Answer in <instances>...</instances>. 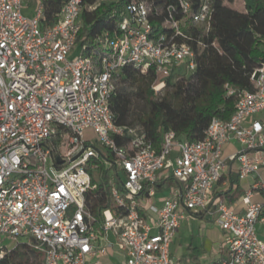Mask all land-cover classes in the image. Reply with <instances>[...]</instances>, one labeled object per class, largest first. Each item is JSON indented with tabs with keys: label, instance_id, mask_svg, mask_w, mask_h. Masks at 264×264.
Listing matches in <instances>:
<instances>
[{
	"label": "built area",
	"instance_id": "2783aa9c",
	"mask_svg": "<svg viewBox=\"0 0 264 264\" xmlns=\"http://www.w3.org/2000/svg\"><path fill=\"white\" fill-rule=\"evenodd\" d=\"M48 1L0 0V264L22 242L41 264H101L112 250L121 264H198L170 254L180 221L207 210L230 164L239 179L264 167V62L251 73L253 90L223 84L234 99L229 118L212 117L194 141L168 130L156 149L141 126L115 124L118 76L126 66L151 71L160 94L174 69L194 71L193 43L203 48L216 0H126L92 54H74L83 0H65L52 22ZM101 1L120 0L89 8ZM232 141L241 148L225 156ZM170 176L175 184L156 204L155 184ZM100 185L112 203L98 219L91 203ZM254 189L263 179L241 213L216 202L222 240L207 264H264V203L251 200Z\"/></svg>",
	"mask_w": 264,
	"mask_h": 264
},
{
	"label": "trees",
	"instance_id": "16d2710c",
	"mask_svg": "<svg viewBox=\"0 0 264 264\" xmlns=\"http://www.w3.org/2000/svg\"><path fill=\"white\" fill-rule=\"evenodd\" d=\"M95 1L83 0L81 28L74 54L90 53L96 37L114 27L123 12L122 3L126 0L101 1L90 9L89 5ZM64 2L48 1V22L53 21V13ZM263 37L264 0H244L242 11L228 6L224 0H216L210 30L201 36L203 48L198 49L193 43L198 52L195 70L186 72L184 69H174L166 78L162 96H157L152 88L155 81L153 72L142 73L134 66L122 69L110 98L115 124L141 126L156 149L160 148L162 135L168 130L189 141L201 139L212 117L227 119L234 111V99L224 94L225 82L253 90L251 73L264 62ZM97 191L98 196L92 200L91 210L99 219L101 207L109 206L112 202L101 185ZM187 249L195 260L200 249L192 246ZM14 256H19L24 264H41V254L26 242L14 247L1 260V264H9Z\"/></svg>",
	"mask_w": 264,
	"mask_h": 264
},
{
	"label": "crops",
	"instance_id": "0c3cea01",
	"mask_svg": "<svg viewBox=\"0 0 264 264\" xmlns=\"http://www.w3.org/2000/svg\"><path fill=\"white\" fill-rule=\"evenodd\" d=\"M260 116H262V115H258V117H260ZM240 148H241V146L239 143H237L235 141L229 142L224 146V155L228 156ZM259 178L263 179V181H264V167L260 168L259 174L256 177L247 176L244 179H239L238 174H237L236 164L235 163L230 164L227 167V169H225V171L222 173L220 179L214 184L211 202L205 208L208 210V213H207V210H205V211H201V212H203L202 214L199 212V213H196L194 215H190V216H188V218H186V219H189L190 217L191 218H203L206 214H208V216H209L208 221H210L211 218L213 219V224L218 228V230L220 232L219 236H217V238L211 242L212 244H211L210 250H212L213 254L216 253L218 245L222 240V231L219 228V226L216 224L215 215L213 214L215 206H216V202L219 200H223V201L227 202L236 212H238V213L243 212L245 209V205L243 203L242 198L244 197L246 191L248 189H251L253 187L254 182L256 180H258ZM173 184H175L173 177L170 176L168 178H161L155 184L156 194H155L153 201H155L156 204H160V201L158 198L161 197L162 195L166 194L169 187ZM251 200L253 202L264 203V189H254ZM263 216H264V211H263ZM179 227H180V225H179ZM257 231H258V234L260 235V237H262L264 239V223H258L257 224ZM177 234H178V230H177L176 236H175L173 241H175V239L177 238ZM172 243L170 245V254L173 257H175L177 259H189L192 262L197 263L199 253H197L195 260L192 259V253L188 249H187L188 251H186V252H180L179 254H174L171 251ZM190 246H192V245L189 244L188 247H190ZM194 247H196V246H194ZM113 254L121 257V255L116 250H112L109 253V255H113ZM213 254H212V259H210L208 261V263H211L215 260L216 254H214L215 257ZM109 255H106V256H109ZM187 255H189V256H187ZM121 260H122V257H121Z\"/></svg>",
	"mask_w": 264,
	"mask_h": 264
},
{
	"label": "rangeland",
	"instance_id": "374dc122",
	"mask_svg": "<svg viewBox=\"0 0 264 264\" xmlns=\"http://www.w3.org/2000/svg\"><path fill=\"white\" fill-rule=\"evenodd\" d=\"M224 3L232 8L237 10H244V0H224ZM93 50L91 51V54ZM157 96L163 95V90L160 94H156ZM263 113H261L262 115ZM86 137L92 140L95 139L93 133L90 131L86 132ZM106 180L103 177L102 182ZM208 214H206L203 218H189L182 219L180 221V227L178 228V234L175 241H173L171 246V251L174 254H179L180 252L188 251L187 248L189 244L193 247L196 246L200 249V253L198 255V264H207L210 259H212V250L211 242L219 236L218 228L213 224V219L211 218L208 221ZM215 254V253H214ZM213 254V255H214ZM215 257V255H214ZM101 264H120L121 257L118 255H109L105 257L99 258ZM24 264L22 259L19 256H14L10 258L9 264Z\"/></svg>",
	"mask_w": 264,
	"mask_h": 264
},
{
	"label": "water",
	"instance_id": "95a60500",
	"mask_svg": "<svg viewBox=\"0 0 264 264\" xmlns=\"http://www.w3.org/2000/svg\"><path fill=\"white\" fill-rule=\"evenodd\" d=\"M57 162H60V160H59V159H57Z\"/></svg>",
	"mask_w": 264,
	"mask_h": 264
}]
</instances>
